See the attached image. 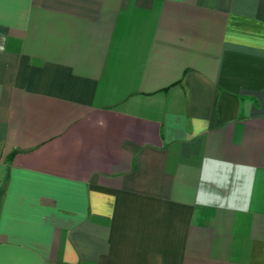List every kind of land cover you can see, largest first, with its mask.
<instances>
[{"label":"crops","instance_id":"0c3cea01","mask_svg":"<svg viewBox=\"0 0 264 264\" xmlns=\"http://www.w3.org/2000/svg\"><path fill=\"white\" fill-rule=\"evenodd\" d=\"M0 264H264V0H0Z\"/></svg>","mask_w":264,"mask_h":264}]
</instances>
